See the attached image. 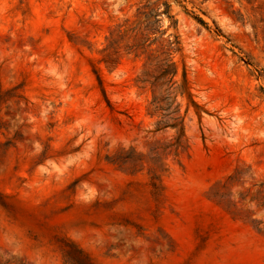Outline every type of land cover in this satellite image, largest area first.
I'll list each match as a JSON object with an SVG mask.
<instances>
[{"label":"rangeland","instance_id":"1","mask_svg":"<svg viewBox=\"0 0 264 264\" xmlns=\"http://www.w3.org/2000/svg\"><path fill=\"white\" fill-rule=\"evenodd\" d=\"M155 2L156 94L104 61ZM0 89V264H264V0H0Z\"/></svg>","mask_w":264,"mask_h":264},{"label":"trees","instance_id":"2","mask_svg":"<svg viewBox=\"0 0 264 264\" xmlns=\"http://www.w3.org/2000/svg\"><path fill=\"white\" fill-rule=\"evenodd\" d=\"M150 2V1H148ZM166 12L169 13L171 4L164 2ZM157 6L155 3H146L138 10V20L131 22L130 19L119 24L117 29L112 32V38L107 47V54L104 59L109 64L117 62L115 55L120 53L122 42L125 39V50L128 53H134L136 57L145 59V70L137 79L138 85L142 88H150L154 94L158 89L169 92L176 83L175 77L178 74V63L174 60V51H177L176 45L180 42L172 37H165V31L157 27L150 26L151 18H155ZM128 34H130L128 36ZM155 34V35H154ZM156 45V48H153ZM15 89H13L14 91ZM7 93L0 89V106L4 102ZM156 100V95L154 97ZM177 120V117L173 118ZM176 121L172 126H177Z\"/></svg>","mask_w":264,"mask_h":264}]
</instances>
